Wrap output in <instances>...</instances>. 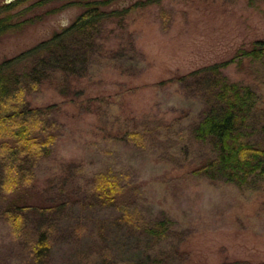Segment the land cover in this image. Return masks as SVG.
Returning <instances> with one entry per match:
<instances>
[{"label":"rangeland","instance_id":"rangeland-1","mask_svg":"<svg viewBox=\"0 0 264 264\" xmlns=\"http://www.w3.org/2000/svg\"><path fill=\"white\" fill-rule=\"evenodd\" d=\"M68 1L17 18L35 20L0 39V63L70 26L84 6ZM99 1L113 12L102 35L111 42L76 84L78 94L64 98L48 86L33 100L63 107L53 110L56 150L37 168V192L72 207L57 228L48 264H264V181L240 188L196 172L211 156L192 133L204 110L200 92L169 82L235 59L224 74L256 91L249 123L254 143H264V65L237 58L264 40V0ZM111 171L124 175V186L142 185L134 200L95 206L93 198L75 192L68 198L57 188L68 181L89 194L94 176ZM160 223L165 232L158 235ZM17 246L0 219V264H33Z\"/></svg>","mask_w":264,"mask_h":264},{"label":"trees","instance_id":"trees-1","mask_svg":"<svg viewBox=\"0 0 264 264\" xmlns=\"http://www.w3.org/2000/svg\"><path fill=\"white\" fill-rule=\"evenodd\" d=\"M30 1L0 2V39L31 20L16 23L25 12L54 0H36L30 9L15 11ZM68 2L84 6L70 26L0 63V219L9 225L20 252L33 264L49 263L58 240L57 228L66 209L72 208L69 201L55 203V197L37 192V168L56 150L60 134L53 110H61L62 105L38 106L33 100L48 86L64 98L72 99V94H78L76 84L89 75L93 59L102 56L106 43L111 42L102 35L114 22L113 12L103 9L104 2ZM237 58L261 61L264 65V40L254 42L250 49L240 50ZM234 60L205 66L169 82L182 84L188 92L194 86L200 92L204 110L192 133L198 142L208 146L211 156L196 172L213 181L223 179L242 188L254 183L253 180L264 181V143H254L255 128L249 123L257 108L256 91L224 74L225 66ZM122 176L114 171L95 175L89 194L82 193L80 187V191L71 189L68 181L57 184V188L68 198L72 192L78 198H93L95 206H119L127 202L124 197L134 200L142 187L124 186ZM163 228V223L158 224V235L165 232ZM141 262L135 264H144ZM100 264L116 263L106 260Z\"/></svg>","mask_w":264,"mask_h":264},{"label":"water","instance_id":"water-1","mask_svg":"<svg viewBox=\"0 0 264 264\" xmlns=\"http://www.w3.org/2000/svg\"><path fill=\"white\" fill-rule=\"evenodd\" d=\"M9 1H11V0H9Z\"/></svg>","mask_w":264,"mask_h":264}]
</instances>
